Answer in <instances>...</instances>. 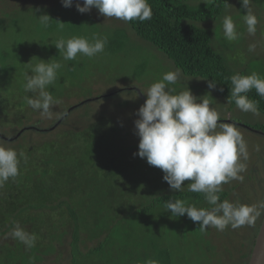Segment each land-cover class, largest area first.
<instances>
[{
    "label": "trees",
    "instance_id": "obj_1",
    "mask_svg": "<svg viewBox=\"0 0 264 264\" xmlns=\"http://www.w3.org/2000/svg\"><path fill=\"white\" fill-rule=\"evenodd\" d=\"M148 2L153 13L151 20L130 21L127 22L128 25L141 39L163 52L184 74L200 76L207 81L214 78L216 81L214 91L227 99L231 87L229 78L233 74L223 55L212 46L210 29L202 25L209 19H216L221 15L227 5L226 0H211L202 6L189 4L188 0H148ZM22 10H25L24 14L19 16H16L17 11L12 12L11 16L9 15L10 20L9 17L6 19L0 17V25L7 21L1 31L9 28L15 32L13 26L19 24L29 30L31 22L36 23L37 17L33 18L27 8ZM54 12L52 11L49 15L51 16ZM69 14V11L59 13V18L65 19ZM85 14H91V12ZM59 18L56 19L59 20ZM53 21L54 23L49 25L51 32L56 29L54 27L56 20L53 19ZM40 50L42 53L31 51L26 57L22 48L10 50L0 46V127L5 125V118L12 116L14 125L20 126L18 130L23 129L21 134L24 132L44 134L50 132L49 128L55 123L51 125V120L57 117L56 121L59 119L61 121L54 128H59L58 134L62 133L64 136L60 139L63 140L61 142L58 139L59 135H54L53 140L50 141L26 140L17 142L15 145H9L8 140L3 141L7 144L6 146L15 149L18 156L23 153V157H20L19 175L10 178L0 187V264H33V261L41 260L44 255L55 251V243L62 242L69 227L71 257L68 264H90L92 256L95 255L98 258L109 248L113 253L109 258L112 264H144L147 259H156L159 264L189 262L185 256L182 257L180 251L175 252L174 248L181 245L179 242H167L166 236L170 235L168 223L173 233L182 235L184 239H187L189 233L195 235V238L201 239V236L204 238L207 229L197 232L199 223L191 221L186 214L177 218L171 215L170 221L165 217H158V214L165 208V202L171 197L182 199L188 205H194L197 208H211L212 206L204 199V194L180 191L174 192L176 194L172 196L169 194L171 189L167 182L166 186L163 181V184L160 182L159 178H155L150 183L146 179L144 180L146 187L140 186L141 178L138 175L132 177V183L139 187L138 191L136 187L126 189L128 193L123 194L122 191L119 197L116 193L95 191L96 189L91 186L95 183L98 185L101 179L110 177L115 168L120 171L122 166L125 171L121 165L124 158L114 157V151L117 148L115 141L110 142L105 136L104 131L107 129L101 130L99 125L96 126L100 115L92 114L91 119L84 118L91 115L89 103L94 99H83L84 101L74 105L70 112L75 116H70L72 115L70 112L66 113L70 107H73L70 102L64 104L62 101L60 106L53 107L52 118L41 117L38 111H34L26 104L24 97L33 94L24 91V73L29 71L27 63L31 61L35 64L39 59L47 57L46 45H42ZM35 54L38 56L36 57ZM77 65L74 60H69L64 75L60 76V82L49 86L48 91L59 101L70 95L72 83H68V90L64 92V76L73 75L75 71L73 69ZM10 83H12L10 86L7 85ZM221 88L223 91H220ZM247 95L250 99L259 101V111L264 114V98L257 95L255 89ZM231 104L235 105L234 102ZM63 113H66V116ZM31 114L39 115L36 117L37 124H28L33 125L32 128L23 126L24 119H29ZM70 118L75 120V126L64 128L67 122H72ZM81 118L88 123H83ZM42 123H45L46 128L39 129ZM250 126L264 131L262 125ZM109 131L116 133L114 127H111ZM54 140L58 141L56 145L50 143ZM126 172L128 175L137 174L136 167L130 168V165L126 167ZM102 184L105 185L104 182ZM234 188H225L226 191L222 189L218 193L220 200H225V197H228V191ZM152 193H155L154 196H151ZM134 194V200L138 198L134 203L140 204L137 207L128 203L132 201ZM111 198L115 202L123 198L122 200L129 205L128 209L117 205L111 206L108 203ZM146 198L147 201L144 203ZM98 202L102 204L100 211ZM154 215H157L159 220H155ZM87 219L91 220L89 223L94 227L86 224ZM13 221L18 222L25 231L36 235L34 247L29 249L11 237ZM100 221H106V226H96ZM135 223L139 225L136 233L143 238L140 242H129L124 245L119 242L120 240L111 238V235L119 233V230L113 232L112 225H134ZM82 232L86 234L85 237L81 234ZM124 233L128 234L127 231ZM101 235H103L102 238H100ZM87 239H96V242L92 246H87L85 243ZM255 239L256 235L249 249L243 247L246 251H241V247H236L232 241L231 254L234 253L236 257L239 255L246 259L245 264H247ZM187 244L194 243L187 242ZM187 251L192 252L190 249ZM217 263H219L218 260Z\"/></svg>",
    "mask_w": 264,
    "mask_h": 264
},
{
    "label": "rangeland",
    "instance_id": "obj_2",
    "mask_svg": "<svg viewBox=\"0 0 264 264\" xmlns=\"http://www.w3.org/2000/svg\"><path fill=\"white\" fill-rule=\"evenodd\" d=\"M210 1L188 0V3L202 6ZM75 2L76 0H74L72 7L65 8L62 6L61 0H0L1 18L6 19L9 17L10 20L12 12L20 9L16 15L19 16L24 14L25 10L22 9L27 8L33 18H38L45 13L49 15V13L55 11L50 17L56 20L54 26L56 29L52 32L49 30V25L54 23L53 19L47 27L37 19L36 23L31 22L29 30L25 26L22 27V24L14 25L15 32L9 28L1 31L3 25L7 24V21H4L0 25V46L10 50L22 48L27 57L31 51L35 53L40 51L42 53L40 48L42 45H46L48 53H45L47 57L43 60L48 61L51 59V61H58L63 65L58 71L57 80L55 81L60 82V76L64 75L69 60H63L62 55L59 54V50L52 44L55 40L75 35L83 36L91 42L94 34L107 37V43L103 52L98 53L92 58L78 54L74 61L76 65L79 64L73 69L75 70L73 75L64 76V92L68 90V83H72L70 95L60 100V103L64 101V104H68L70 102L73 106L70 110H67L66 113H69L83 99H94L89 103L91 115H87L84 118L91 119L92 114L100 115L96 126L99 125L101 130L107 129V131H104L105 136L110 142L111 140L115 141L117 148L114 151V157L124 158L121 165H123L125 171L122 169V166L120 167V171L115 168L110 177L101 179L98 185L95 183L91 187L96 189L95 191H103V193H116V196L119 197V193L122 191L123 194L128 193L126 189H135L136 187V190H139V187L132 183L133 175H138L141 178L140 186L146 187L147 184L145 185L144 180L147 179V182L150 183L155 178H159L160 182L162 183L163 181L166 185V182L161 180L164 175L161 169L150 166L145 158L134 155V153L138 152L139 144V137L136 135L134 121L138 119L136 115L137 110L147 98L141 91H146L153 82L160 80L164 73L174 71L177 67L163 52L152 46L149 42L141 39L127 22L116 18L104 17L95 8L90 11L91 14H81L77 11ZM80 2L82 3V0ZM228 3L219 17L202 23L203 26L209 28L211 31L212 46L223 55L231 74L240 73L249 75L252 72H256L264 78V0H251L250 7L258 19L255 35H249L247 32V27L243 21L245 10L242 8L240 0H229ZM66 11H69L70 14L65 19H60L59 13ZM224 15H231L236 24L239 37L235 41H227L223 37L221 22ZM56 18H59V20ZM60 22L63 23L62 26ZM250 45H255L254 51L250 52L248 50ZM55 54L57 55L55 56ZM35 56L37 57L38 54H35ZM11 84L7 85L10 86ZM169 87L175 88L177 93L189 88L194 96L209 100L210 106L215 108L219 113L220 122L235 123L237 125L246 142L247 159L241 157L240 160L245 165V170L239 173L243 179L230 180L228 183L222 184L221 189L226 191L225 188L235 187L234 190L228 191V197L226 196L225 200H229L234 204L255 205L260 211V215L256 218L254 224H246L235 229L229 225L223 231H218L214 227L210 229L211 226H209L206 234H204V238L201 236V239L195 238V235H192V233H189L187 239H184L182 235L174 234L170 223H168L170 235L167 234L168 236H166L167 242L175 241L181 244L177 246L178 248H174V250L175 252L180 251L182 257L185 256L188 259L189 262H185L184 264H245L246 259L241 258L239 255L236 257L234 253L233 255L231 254V244L233 241L236 247H241V251H246L243 250L245 248L249 249L252 239L257 235L258 226L264 215V208L259 207L260 204L264 203V131L250 126H264V114L260 112V115L257 116L251 112H242L236 105L227 103V99L216 93L214 89H210L208 81L200 76L186 75L181 71L177 83L169 85ZM64 115L66 116V114ZM38 116V114H31L29 119H24L23 126L26 125L28 128H32L33 125L28 124H35L36 117ZM70 116H75V114ZM84 118L81 119H83V123L87 124L88 122ZM12 119V116L5 118V125L0 127V134L4 135V137H0V142L2 143L5 142L4 140L10 141L9 145H15L17 142H25L26 140L35 142L37 140L50 141L54 138V135L58 136V133H60L59 128H54L61 121L60 119L56 121L57 117L51 120V125L55 123L53 126L50 125V132L44 134H33L32 132L21 134L22 131L18 130L20 126H15L16 124L14 125L15 122ZM70 120L72 122H67L64 128L75 126V120L72 118ZM44 126L45 123L40 124L39 129L46 128ZM111 127L115 128V134L109 131ZM73 129L75 130L76 128ZM63 138L64 136L61 133L58 139ZM50 143L56 145L58 141L54 140ZM129 165L130 168L136 167L137 174H127L126 167ZM103 182L105 185L102 184ZM189 182H184L183 193L188 191ZM154 194L152 193L151 196H154ZM169 194L173 196L176 193L171 190ZM134 197L135 194L132 196V201L128 203H131L133 207H137L140 204L137 203L136 205L134 203L138 200V198L134 200ZM174 198L179 199L177 197ZM121 200L115 202L111 198L108 200V203L114 207L117 205L128 209L129 205H127V202ZM146 201L147 198L143 202L145 203ZM97 205L99 211L102 210V204L98 202ZM158 217H165L166 220L170 221L171 213L163 208ZM158 217L157 215L153 216L155 220H159ZM89 222L91 220L87 219L86 224L90 225ZM106 223V221H100L96 226H106ZM112 226L113 232L119 230V233L111 235V238L113 240H120L119 242L124 243V245L129 242H140L143 240L136 233L139 228V225L136 223L134 225L119 224ZM200 230V227H197V232ZM126 231L128 234L124 233ZM81 234L86 236L83 232ZM102 237L103 235L100 236V238ZM69 240L70 227L67 234L62 238V242L60 244L55 243V251L44 255L41 260L35 261L34 264H68L71 257ZM95 240L87 239L85 243L87 246H92L95 244ZM187 242H193L194 244H187ZM81 247L83 246L81 245ZM188 249L192 250V252H188ZM110 254H113L111 248L104 254L101 253L98 258L94 255L92 256L93 259H90V264H112L113 262L110 263L109 260ZM217 260L219 263H217Z\"/></svg>",
    "mask_w": 264,
    "mask_h": 264
},
{
    "label": "clouds",
    "instance_id": "obj_3",
    "mask_svg": "<svg viewBox=\"0 0 264 264\" xmlns=\"http://www.w3.org/2000/svg\"><path fill=\"white\" fill-rule=\"evenodd\" d=\"M73 2L61 0L65 8L72 7ZM240 3L245 10L243 21L247 32L255 35L258 19L250 7L251 0H240ZM226 4H229L228 0ZM75 7L81 14L95 8L104 17L125 22H144L151 20L153 15L148 0H82V3L76 0ZM38 19L46 27L52 20L47 13ZM221 23L224 39L237 40L239 33L232 16L224 15ZM106 43L107 37L94 34L91 42L83 36L73 35L61 37L52 44L63 60L68 61L75 60L78 54L92 58L104 51ZM248 50L254 51L255 45H250ZM27 64L29 71L24 73L23 88L25 93L33 95H26L24 100L41 117L52 118V109L60 101L53 97L48 88L57 80L58 71L63 65L51 59H39L38 63L32 64L30 61ZM180 74L178 68L168 71L146 91H141L147 98L137 110L138 119L134 121L139 137L138 152L134 155L145 158L150 166L161 169L163 180L173 192L183 191L184 182L190 181L188 191L203 193L204 199L212 206L197 208L182 199L171 197L165 202V209L172 216L186 214L191 221L199 223L202 231L209 226L223 231L229 225L233 229L252 225L260 215L257 206L221 201L218 195L222 184L243 179L239 173L245 170V165L240 160L241 157L247 159L246 142L235 123L220 122L219 113L210 106L208 99L194 96L189 88L177 93L175 88L169 87L177 83ZM229 79L231 87L227 103L234 102L242 112L260 115L259 101L250 99L247 94L255 89L257 95L264 98V78L252 72L249 75L236 73ZM208 87L216 88L214 78L208 81ZM20 157H23V153L18 156L15 149L0 142V187L19 175ZM259 207L264 208V203ZM10 235L29 249L35 246L36 235L25 231L18 222L13 221ZM144 264H159V261L147 259Z\"/></svg>",
    "mask_w": 264,
    "mask_h": 264
},
{
    "label": "water",
    "instance_id": "obj_4",
    "mask_svg": "<svg viewBox=\"0 0 264 264\" xmlns=\"http://www.w3.org/2000/svg\"><path fill=\"white\" fill-rule=\"evenodd\" d=\"M70 108L68 110H70ZM22 130L23 129L20 131ZM0 136L4 137L2 134H0ZM247 264H264V215Z\"/></svg>",
    "mask_w": 264,
    "mask_h": 264
}]
</instances>
